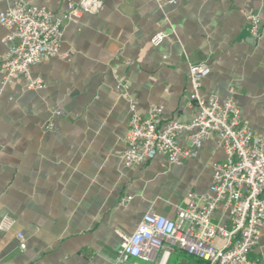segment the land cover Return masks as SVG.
<instances>
[{
    "label": "crops",
    "instance_id": "1",
    "mask_svg": "<svg viewBox=\"0 0 264 264\" xmlns=\"http://www.w3.org/2000/svg\"><path fill=\"white\" fill-rule=\"evenodd\" d=\"M18 1L61 17L80 0H3L0 11ZM249 13L262 21L257 40ZM159 32L167 37L152 46ZM7 33L0 25V64ZM202 63L200 96L232 98L264 137V0H105L97 14L66 20L58 54L30 68L43 88L26 89L22 76L3 84L0 70V222L14 221L0 231V263L115 264L119 234H133L147 212L176 220L188 193L210 194L213 166L225 158L216 138L179 164L159 156L126 167L122 159L130 103L143 118L161 107L159 125L188 121V67ZM178 144L188 148L185 135ZM212 221L229 226L224 207ZM249 259L264 264V225ZM168 264L201 262L175 251Z\"/></svg>",
    "mask_w": 264,
    "mask_h": 264
},
{
    "label": "built area",
    "instance_id": "2",
    "mask_svg": "<svg viewBox=\"0 0 264 264\" xmlns=\"http://www.w3.org/2000/svg\"><path fill=\"white\" fill-rule=\"evenodd\" d=\"M104 2L69 1L67 11L61 17L23 1L0 11V25L8 32L4 38L7 54L0 64L3 84L22 76L26 80V89L43 88L40 79L31 77L30 68L58 54L66 20H78L83 14H97L103 9ZM246 19L249 36L259 39L262 28L259 14L249 13ZM166 37L164 32L156 33L150 43L156 47ZM208 73L209 67L205 63L188 67L191 92L187 107L192 110L188 121L171 120L159 125L161 107H152L143 118L133 103L129 105L122 154L126 167L144 164L159 156L169 165L179 164L195 157L197 149L210 138L219 141L225 158L213 166L210 194L188 193L185 205L176 207V220L147 212L133 234H119L121 242L115 264H127L131 259L168 264L175 251L184 252L201 264H259L250 260L249 254L258 244L264 225V137L255 135L243 123L232 98L220 102L215 96H200L201 82ZM115 88L119 89L120 85L116 84ZM53 115L61 117L62 111L55 110ZM51 127V123L46 126L47 129ZM181 135L186 137L187 149L178 144ZM130 199L123 198L120 205ZM219 206L227 211L228 227L212 221ZM13 223L12 218L5 216L0 222V231H8ZM17 238L20 250H25L24 237L19 234Z\"/></svg>",
    "mask_w": 264,
    "mask_h": 264
}]
</instances>
